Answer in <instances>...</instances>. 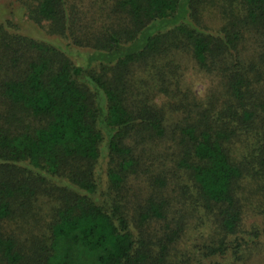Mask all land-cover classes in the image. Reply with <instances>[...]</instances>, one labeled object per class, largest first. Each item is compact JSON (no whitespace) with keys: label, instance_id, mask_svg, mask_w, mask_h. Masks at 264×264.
<instances>
[{"label":"trees","instance_id":"1","mask_svg":"<svg viewBox=\"0 0 264 264\" xmlns=\"http://www.w3.org/2000/svg\"><path fill=\"white\" fill-rule=\"evenodd\" d=\"M17 1L44 32L93 52L79 62L0 19V264H189L171 258L185 223L160 192L135 219L111 199L140 172L139 149L170 134L155 99L179 94L185 54L223 89L219 109L194 112L186 95L169 104L186 113L177 167L217 218L204 257L240 252L239 190L264 186V0H116L107 14L81 0Z\"/></svg>","mask_w":264,"mask_h":264},{"label":"rangeland","instance_id":"2","mask_svg":"<svg viewBox=\"0 0 264 264\" xmlns=\"http://www.w3.org/2000/svg\"><path fill=\"white\" fill-rule=\"evenodd\" d=\"M114 1L116 0H81L79 4L83 6L81 10L96 9L93 6L95 3L103 7L105 6L102 4H105V14H107ZM95 13L99 12L92 11L93 16ZM27 14V10L17 0H0V19L11 21L19 33L61 47L79 62L87 60L93 52L90 48L74 45L70 39L47 34L34 24ZM92 15L87 13L88 20L93 17ZM105 21L106 24L112 23V20L107 17ZM177 79L179 94L176 98L159 94L155 99L158 106L164 105L166 108L167 124L171 126L170 134L160 142L151 145V149L148 146L139 149V153H144L139 162L140 172L130 175L121 191L111 195V199L115 198L117 201L119 199L129 219H135L145 200L150 197L159 198L160 192V197L166 201L170 209V218H176L185 223L182 240L171 253L174 261L184 258L189 264H264V216L259 214L264 211V186L259 191L255 188L258 183L255 184L252 181L249 183L250 188L242 187L238 194L241 201L242 222L238 228L237 237L244 240L241 242L240 252L235 254L233 248H230L224 255L211 259H206L203 255L204 246L220 239L214 231L217 228L215 227L217 218L200 205V202L193 196L185 171L177 167L178 162L176 161L180 156L178 147L180 129L186 126L184 120L186 113L183 109L178 112L177 109L172 111L169 104L178 102L186 95L190 102H195L199 106L194 109V112L207 108L210 101L217 102V109H219L222 103L220 94L223 88L216 72L209 73L200 69L186 54L181 57ZM172 87L176 86L170 85L168 88ZM105 168V162L101 161L99 172L103 190L107 187ZM38 211L37 223H35L36 234L43 233L42 226L47 209ZM248 232H257L258 237L252 242L250 241L252 237L248 235Z\"/></svg>","mask_w":264,"mask_h":264}]
</instances>
